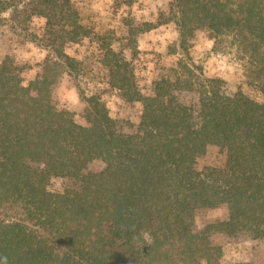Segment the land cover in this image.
<instances>
[{"label": "trees", "instance_id": "1", "mask_svg": "<svg viewBox=\"0 0 264 264\" xmlns=\"http://www.w3.org/2000/svg\"><path fill=\"white\" fill-rule=\"evenodd\" d=\"M168 1L164 22L177 27L180 58L150 96L131 62L105 51L110 86L143 106L128 131L98 96L81 95L85 126L55 106L62 73L78 83L80 72L65 46L88 36L71 0H29L17 10L46 19L51 55L27 86L22 68L0 65V264H221L216 233L264 237V99L228 94L190 55L198 31L217 49L230 35L252 39L264 96V0ZM209 146L225 153V166L200 172ZM96 162L102 169L91 171ZM58 178L69 186L50 191ZM223 207L227 220L198 227L201 211Z\"/></svg>", "mask_w": 264, "mask_h": 264}, {"label": "rangeland", "instance_id": "2", "mask_svg": "<svg viewBox=\"0 0 264 264\" xmlns=\"http://www.w3.org/2000/svg\"><path fill=\"white\" fill-rule=\"evenodd\" d=\"M5 1L10 8L0 7V65L7 59L13 61L23 69L22 78L27 86L51 55L45 47L46 19L17 12L23 10L29 0ZM71 4L80 15L88 36L65 46V52L80 62V72L78 83L66 71L62 73L53 89L55 106L60 111L70 112L77 124L85 126L86 103L81 95H95L101 98L110 117L120 127L125 130L136 127L142 116V104L126 101L110 86L108 70L102 61L108 48L130 61L139 90L150 96L154 84L167 77L180 58L172 54L178 40L177 27L172 22H164L169 1L71 0ZM251 40L244 42L241 37L230 35L223 38L221 49H217L207 31H198L192 40L190 55L206 78L225 82L228 94L243 92L260 102L264 96L260 84L253 79ZM225 162V153L216 146H209L196 167L205 172L207 168H222ZM102 167L96 162L90 170L99 171ZM68 186L66 179H53L49 190L62 192ZM227 219L225 207L204 210L198 214L197 225L203 228ZM212 243L222 248L221 264H264V237L253 238L244 232L228 236L218 232L212 237Z\"/></svg>", "mask_w": 264, "mask_h": 264}]
</instances>
